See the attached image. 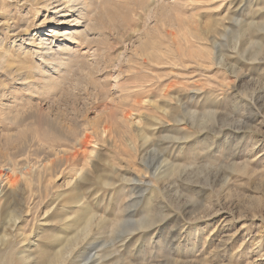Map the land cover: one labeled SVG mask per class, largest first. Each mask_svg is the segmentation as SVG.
I'll return each mask as SVG.
<instances>
[{
  "label": "rangeland",
  "instance_id": "obj_1",
  "mask_svg": "<svg viewBox=\"0 0 264 264\" xmlns=\"http://www.w3.org/2000/svg\"><path fill=\"white\" fill-rule=\"evenodd\" d=\"M97 1L93 46L67 42L89 86L68 95L74 76L34 89L0 71V174L20 186L11 214L0 205L2 248L24 235L55 252L78 236L77 264H264V0ZM56 2L0 0L8 65L83 30Z\"/></svg>",
  "mask_w": 264,
  "mask_h": 264
},
{
  "label": "bare ground",
  "instance_id": "obj_2",
  "mask_svg": "<svg viewBox=\"0 0 264 264\" xmlns=\"http://www.w3.org/2000/svg\"><path fill=\"white\" fill-rule=\"evenodd\" d=\"M31 1V0H30ZM48 1V0H46ZM63 1V3H61V5H65V8H63L62 10H66L69 12H71L73 15L72 16H76V19H74L75 25L74 26H81L83 25L84 28L81 31H72L70 33H67V35H64V39L66 40L63 44L59 45V48H57V50H54L52 54H48V55H40V61L38 62L37 60L32 62V65L30 63H24V65L19 66L16 68L8 65V56L6 53H0V71L3 72L6 77L10 78L12 81L16 80V78L18 77L19 74H22L21 78L23 80H28L30 82V80H32L30 83L33 87H35L34 89H36L37 87H39V85L43 86V87H48L51 86L52 90H56L57 88H61V86L66 85L67 82H69V78H71L72 76H74V85H72V87L70 89H68V91H64L66 92L68 95H71L72 93V88L74 90H80L83 87H87L88 84H90V75L92 74L93 70L90 68V65H88L87 63H85L84 65H80L79 63V56H76V53H78L77 51L73 50V48H70L69 45L67 44V42H72L71 40L77 41L78 42V47H82L84 46V48H89L90 45L95 43V37H93L95 30L97 29V26H99V19H101L100 15H98V12L96 13V9L99 7H97L96 3L99 4V2L97 0H57V2H61ZM153 1V0H152ZM15 2V1H14ZM56 2V3H57ZM106 2H108V0H106ZM42 3V2H41ZM151 3V1H150ZM146 4V2H145ZM39 5V4H38ZM44 5V4H43ZM13 6V5H12ZM47 6H51V5H47ZM150 6V5H148ZM97 7V8H96ZM105 7V6H104ZM62 8V7H61ZM108 8V7H107ZM96 10V11H95ZM99 10V9H98ZM106 10V9H105ZM163 10V9H162ZM166 13V11H164ZM22 13V12H21ZM104 13V12H103ZM156 13V12H155ZM169 13V12H168ZM30 14V13H29ZM106 14V13H105ZM160 15L163 13H159ZM167 14V13H166ZM104 15V14H103ZM11 16V15H10ZM14 16V15H13ZM71 16V17H72ZM165 16V15H162ZM12 17V16H11ZM129 17V16H128ZM120 18V17H119ZM66 19V18H65ZM69 21V20H68ZM71 23V21H70ZM9 24V23H8ZM110 24V23H109ZM104 25V24H103ZM121 25V24H120ZM14 27V26H13ZM219 27V26H217ZM216 27V30H217ZM99 28V27H98ZM104 28V27H103ZM226 30V29H225ZM224 30V31H225ZM209 32V31H208ZM208 32H204L203 30V35L207 36ZM223 32V31H222ZM53 33L58 34L57 30H54ZM98 33V32H97ZM212 33V32H211ZM218 33V32H217ZM16 34V33H15ZM194 35V34H193ZM57 36V35H56ZM124 36V35H123ZM122 38V37H121ZM201 38V37H200ZM213 38V37H212ZM97 39V38H96ZM207 39V38H206ZM214 42L211 44H214V49H216V58H214V60L218 61V59L220 58V53H219V48L216 47L217 45V38H213ZM98 40V39H97ZM216 40V41H215ZM211 42V41H210ZM1 41H0V46H1ZM76 44V43H75ZM93 46V45H92ZM42 47V46H41ZM8 50V49H7ZM50 50H53L50 48ZM82 50V49H81ZM25 51V50H24ZM204 51V50H203ZM206 51V50H205ZM203 54H205V56L207 57L206 53L208 54V56H210V52H205ZM9 53V50L7 51ZM27 52V51H26ZM24 52V54L26 53ZM29 52V51H28ZM47 52V51H46ZM45 52V53H46ZM76 52V53H75ZM88 52V50H87ZM92 52V51H91ZM22 53V52H21ZM89 53V52H88ZM96 53V52H94ZM30 54V53H26L25 55ZM92 54V53H90ZM200 54V53H199ZM202 54V55H203ZM24 55V56H25ZM94 55V54H93ZM96 55V54H95ZM190 55V53H189ZM30 56V55H28ZM99 56V55H98ZM195 56V55H194ZM198 56V55H197ZM31 58V56H30ZM17 59V58H16ZM32 59V58H31ZM18 60V59H17ZM220 63H218L219 65H224V59H220ZM256 61V60H255ZM10 62V61H9ZM15 62V61H14ZM18 62V61H17ZM89 62V61H88ZM219 62V61H218ZM12 64V63H11ZM16 64V63H15ZM14 65V64H13ZM21 65V64H20ZM65 67V68H64ZM222 67V66H221ZM66 69L65 72H62L63 75L59 78H56L53 76L52 71L56 72L57 70L60 69ZM96 68V67H95ZM97 69V68H96ZM237 69V68H236ZM58 72V71H57ZM101 72V71H100ZM105 73V72H104ZM237 73V72H236ZM3 74V75H4ZM95 77V76H94ZM15 78V79H14ZM17 79V80H21ZM16 80V81H17ZM21 80V81H23ZM20 81V83H21ZM102 81V80H101ZM29 82L26 81L25 85L28 84ZM95 82V81H94ZM104 82V81H103ZM15 83V81H14ZM30 86V85H29ZM28 86V87H29ZM89 86V85H88ZM97 86V85H96ZM4 87V86H3ZM32 87V89H33ZM98 87V86H97ZM2 88V87H1ZM26 88V87H25ZM31 88V87H29ZM89 88V87H88ZM42 89V88H41ZM84 89V88H83ZM90 90V89H89ZM43 91V90H42ZM51 90H49L50 92ZM43 93V92H42ZM6 94V93H5ZM2 95V94H1ZM40 95V94H39ZM50 95V94H49ZM46 95H44L45 97ZM53 96V95H52ZM42 97V96H40ZM90 98V97H89ZM61 99V98H60ZM2 101V100H1ZM101 102V101H100ZM4 105V104H3ZM19 105V104H18ZM43 106V105H42ZM14 105H13V109H14ZM19 108V106H18ZM36 108V107H35ZM76 111V110H75ZM89 111V110H88ZM177 112V111H176ZM12 116V115H11ZM21 117V114H20ZM25 118V117H24ZM182 118V117H181ZM180 119V118H179ZM183 119V118H182ZM22 120V119H21ZM31 120V119H30ZM191 120V119H190ZM255 120V118H254ZM25 122V121H24ZM177 123H182L181 120H179V122L177 121ZM195 123V122H194ZM74 124V123H73ZM125 124V123H124ZM186 124V123H185ZM248 124V123H247ZM252 125V124H251ZM137 127V126H136ZM135 127V128H136ZM87 128V127H86ZM139 130V129H138ZM250 130V129H248ZM139 132V131H138ZM59 132H55L56 135H61L57 134ZM54 134V135H55ZM85 134V133H84ZM130 135V134H129ZM140 135V134H139ZM244 136L246 135L245 133L243 134ZM74 136V135H73ZM56 137V136H55ZM59 137V136H58ZM57 137V138H58ZM91 137V135H90ZM64 138V137H63ZM70 139V138H69ZM74 141H76V143H80V139H78L77 136H75V138H72ZM82 142V141H81ZM87 143V142H86ZM259 142H255L253 144V146H257ZM76 144V145H77ZM89 144V143H88ZM136 146V145H135ZM55 147V146H54ZM42 148V147H41ZM59 149V148H58ZM48 150V149H47ZM70 150V149H68ZM54 151V150H53ZM51 151V152H53ZM255 151V150H254ZM76 152V151H74ZM80 152V151H78ZM253 153V152H252ZM251 153V154H252ZM60 156V154L63 156H71V158H67L68 160L74 159L73 156H76L77 153H73V152H67V151H61L58 153ZM62 156V157H63ZM252 156V155H251ZM59 159L61 158L58 157ZM65 158V157H64ZM9 159V158H8ZM31 159V158H30ZM62 160V158H61ZM67 160V161H68ZM24 161V160H23ZM20 163V162H19ZM234 163V162H233ZM12 164V163H11ZM50 164V163H49ZM58 164V163H57ZM48 165V164H47ZM3 167V166H2ZM236 168V167H235ZM44 169V168H43ZM39 170V169H38ZM180 170V169H179ZM46 171V170H45ZM178 171V170H177ZM248 171L247 168V164L242 166L240 168L239 172H243L246 173ZM9 172V171H8ZM16 172V171H15ZM25 172V171H24ZM15 174V173H14ZM17 174V173H16ZM37 174V173H36ZM23 178L21 180V182L24 183H29L32 181V176L34 177V175H31L29 173L25 174L23 173ZM26 175V176H25ZM179 175V174H178ZM5 176V175H4ZM20 177V176H19ZM37 178V176H36ZM34 181H36V179H34ZM3 182H4V178H3V173L0 174V205L1 203L4 201V204L2 205L3 207L5 206V213L8 215L10 213V209L8 206L9 204V198H11L12 194H17L19 191V187L15 186V183L13 185V187L5 189L3 187ZM7 182V181H6ZM5 183V182H4ZM11 184V182H10ZM20 185V184H19ZM191 187V186H190ZM33 188V187H32ZM195 187L192 186L191 189L193 190ZM76 189V188H75ZM37 190V189H36ZM18 191V192H17ZM23 191V190H22ZM34 196V195H33ZM34 198V197H33ZM179 198V197H178ZM27 200V198H26ZM20 201V200H19ZM76 201V200H75ZM74 201V202H75ZM252 201V200H251ZM250 201V203H251ZM257 201V200H256ZM27 202V201H26ZM33 202V201H32ZM80 202V201H79ZM255 202V201H254ZM260 202V201H258ZM72 203V202H71ZM77 203V202H76ZM23 204V203H22ZM67 204V203H66ZM80 204V203H79ZM252 204V203H251ZM26 205V204H25ZM29 205V204H27ZM253 205V204H252ZM261 205V204H260ZM32 207V206H31ZM250 207V206H249ZM30 208V207H29ZM27 208V209H29ZM251 208V207H250ZM24 209V208H23ZM31 209V208H30ZM51 209V208H50ZM25 210V209H24ZM23 210V211H24ZM35 210V209H34ZM19 212V211H18ZM25 212V211H24ZM22 215V212L19 216H13L12 218H15L14 220H12L13 227L16 229L18 223L23 222L26 216H29L30 211H27L28 213H24ZM32 212V211H31ZM86 212V211H85ZM91 212V211H90ZM88 211V213H90ZM14 213V212H13ZM62 213V212H60ZM11 214V213H10ZM25 214V215H24ZM32 214V213H31ZM50 212L47 210L44 218H49L50 217ZM52 214V213H51ZM87 214V213H86ZM54 215V214H53ZM183 215V214H182ZM83 216V215H82ZM35 218V217H34ZM62 218V216H61ZM72 218V217H71ZM92 214L91 215H86L85 219L87 221L86 223V227H85V231H89L91 224L95 222V220H92ZM98 219V218H97ZM26 220V219H25ZM42 220V221H43ZM49 220V219H47ZM70 220V219H69ZM68 220V221H69ZM93 221V222H92ZM154 220H152L151 222H153ZM68 223V222H67ZM143 223V222H142ZM36 224V223H35ZM65 225V224H64ZM67 226V225H65ZM64 226V227H65ZM63 227V228H64ZM14 229V230H15ZM33 229V228H32ZM10 230V229H9ZM33 231V230H32ZM11 232V231H10ZM39 232V231H38ZM34 233V232H33ZM32 233V234H33ZM18 234V233H17ZM22 234V233H19ZM24 234V233H23ZM30 234V233H29ZM28 236V235H27ZM54 236V235H53ZM23 237V242L28 243L26 246L23 244L21 245L19 248L15 249L11 246L9 247H3L1 246L0 243V264H77L75 257H78V255L80 254V250L79 247H81V243L78 242L79 238L78 236L71 240L66 241V243L63 245L58 244L57 246H55L56 250L55 252H50L49 248L45 246L38 248L39 245L36 244V240L32 241L30 238L26 237V236H22ZM46 237V235H45ZM51 238V237H49ZM55 242H59L61 239V236L56 235L54 237ZM48 239V238H47ZM64 240H66L64 238ZM11 243V242H10ZM52 243V242H51ZM62 243V242H61ZM45 244V242H44ZM55 244V243H54ZM41 246V245H40ZM49 247V246H48ZM54 248V247H53ZM81 249V248H80ZM87 250V249H86ZM83 253V252H82ZM86 253V252H85ZM82 256V255H81ZM79 258V257H78Z\"/></svg>",
  "mask_w": 264,
  "mask_h": 264
}]
</instances>
